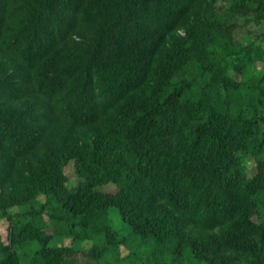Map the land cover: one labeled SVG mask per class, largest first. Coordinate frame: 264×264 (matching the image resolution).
Listing matches in <instances>:
<instances>
[{
	"label": "trees",
	"instance_id": "1",
	"mask_svg": "<svg viewBox=\"0 0 264 264\" xmlns=\"http://www.w3.org/2000/svg\"><path fill=\"white\" fill-rule=\"evenodd\" d=\"M260 22L264 0H0V264H82L60 210L110 254L111 207L173 264H264V30L233 35Z\"/></svg>",
	"mask_w": 264,
	"mask_h": 264
},
{
	"label": "rangeland",
	"instance_id": "2",
	"mask_svg": "<svg viewBox=\"0 0 264 264\" xmlns=\"http://www.w3.org/2000/svg\"><path fill=\"white\" fill-rule=\"evenodd\" d=\"M250 29H253L254 31L261 32L264 30V22H260L259 25H248V26H239L236 27L233 30L234 39L241 40L245 38V35H247L248 31ZM231 74L233 76L239 77L237 73L234 71H231ZM262 152L259 153L261 155ZM254 157L253 155H248L247 160L245 161V174L246 176H251L254 172ZM64 171L67 175V186L72 187L77 181L78 176H76L74 172V167L72 163H68L64 167ZM97 188L104 190V191H113L115 190L116 186L113 183H107L101 186H98ZM38 200L43 201L44 196L39 195L37 197ZM33 204L36 205L35 202ZM16 208H11L10 211H15ZM61 215L63 216L64 221L61 220V229H57L58 231L54 234V239L52 243L58 244V245H66V246H74L78 251L74 255L73 258L77 262H80L82 264H126L125 259L129 258L131 255H134L136 257V263L135 264H154L153 259L159 260L162 264H173L172 259L170 258L171 253L169 249H165V254L158 255L157 250L154 251L152 249V245L149 242L140 241L138 238L130 234L129 228L122 222L121 218L119 217L117 210L115 207H111L109 211V217L107 219V222L116 227L118 229L119 235L124 238V242L118 243L116 247L112 248L110 251V254L106 253V250L103 248L105 246V242L101 237L95 238V240H91L89 238H82L79 239L78 237L74 236L75 234L69 235L67 233V226L66 221L69 219V216L66 212L63 210H60ZM45 219V222L47 224L46 229L48 233L54 232L56 224H53L48 220V218L43 216ZM71 219V218H70ZM73 220H76V218H72ZM254 220H260L258 217V214L253 215ZM7 232H8V222L5 218L0 217V238L3 242L7 241ZM79 232V231H75ZM92 246H97L98 248H103V254L99 261L96 262L95 258L88 257L84 253L88 252L89 249ZM31 246L22 248L19 250L20 258L23 262V264H28L29 261V251ZM106 247V246H105ZM185 255V254H184ZM182 262L180 261L179 264H189L190 261H192V264H197L195 261V258H191L189 255H185L184 258L182 257ZM178 264V263H176Z\"/></svg>",
	"mask_w": 264,
	"mask_h": 264
}]
</instances>
